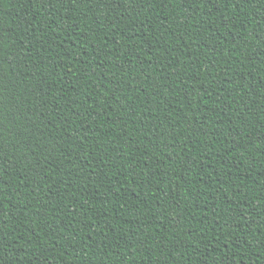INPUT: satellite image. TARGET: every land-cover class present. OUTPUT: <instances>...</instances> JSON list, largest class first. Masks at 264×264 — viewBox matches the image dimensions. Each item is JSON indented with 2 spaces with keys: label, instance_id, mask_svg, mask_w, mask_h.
I'll use <instances>...</instances> for the list:
<instances>
[{
  "label": "trees",
  "instance_id": "1",
  "mask_svg": "<svg viewBox=\"0 0 264 264\" xmlns=\"http://www.w3.org/2000/svg\"><path fill=\"white\" fill-rule=\"evenodd\" d=\"M0 264H264V0H0Z\"/></svg>",
  "mask_w": 264,
  "mask_h": 264
}]
</instances>
